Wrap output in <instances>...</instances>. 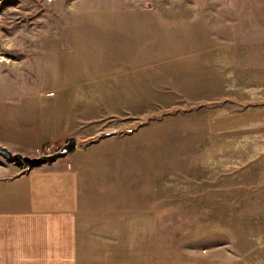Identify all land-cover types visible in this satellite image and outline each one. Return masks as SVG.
I'll list each match as a JSON object with an SVG mask.
<instances>
[{"label":"rangeland","instance_id":"rangeland-1","mask_svg":"<svg viewBox=\"0 0 264 264\" xmlns=\"http://www.w3.org/2000/svg\"><path fill=\"white\" fill-rule=\"evenodd\" d=\"M243 3L0 0V99L42 90L41 39L72 19L108 45L114 97L72 131L116 218L88 264H264V34H242Z\"/></svg>","mask_w":264,"mask_h":264},{"label":"crops","instance_id":"crops-1","mask_svg":"<svg viewBox=\"0 0 264 264\" xmlns=\"http://www.w3.org/2000/svg\"><path fill=\"white\" fill-rule=\"evenodd\" d=\"M241 30L246 37L264 34V0H244ZM85 44L73 19L41 39L48 57L42 90L0 99V145L31 155L101 122L103 98L114 97V63L102 73L95 51L108 45ZM79 151L31 170L0 155V264H88L103 256L101 242L113 252L104 227L114 226V202L103 196L92 166L78 160Z\"/></svg>","mask_w":264,"mask_h":264},{"label":"water","instance_id":"water-1","mask_svg":"<svg viewBox=\"0 0 264 264\" xmlns=\"http://www.w3.org/2000/svg\"><path fill=\"white\" fill-rule=\"evenodd\" d=\"M77 148V139L72 136L65 145L51 154L28 156L22 153L12 152L10 149L0 145V155L9 163H13L20 168L31 170L47 164H53L59 159L66 158L68 155L74 153Z\"/></svg>","mask_w":264,"mask_h":264},{"label":"built area","instance_id":"built-area-1","mask_svg":"<svg viewBox=\"0 0 264 264\" xmlns=\"http://www.w3.org/2000/svg\"><path fill=\"white\" fill-rule=\"evenodd\" d=\"M55 149L54 147L52 146H47L45 149H40L39 152L42 153V155H45V154H51V153H54ZM41 156V155H40Z\"/></svg>","mask_w":264,"mask_h":264},{"label":"trees","instance_id":"trees-1","mask_svg":"<svg viewBox=\"0 0 264 264\" xmlns=\"http://www.w3.org/2000/svg\"><path fill=\"white\" fill-rule=\"evenodd\" d=\"M43 149H45L46 148V146H44V147H42Z\"/></svg>","mask_w":264,"mask_h":264}]
</instances>
